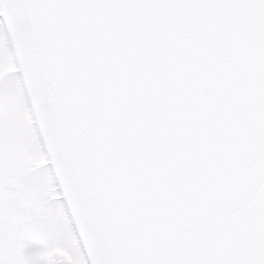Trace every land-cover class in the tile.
<instances>
[{
    "label": "snow or ice",
    "instance_id": "obj_1",
    "mask_svg": "<svg viewBox=\"0 0 264 264\" xmlns=\"http://www.w3.org/2000/svg\"><path fill=\"white\" fill-rule=\"evenodd\" d=\"M0 264H264V0H0Z\"/></svg>",
    "mask_w": 264,
    "mask_h": 264
},
{
    "label": "rangeland",
    "instance_id": "obj_2",
    "mask_svg": "<svg viewBox=\"0 0 264 264\" xmlns=\"http://www.w3.org/2000/svg\"><path fill=\"white\" fill-rule=\"evenodd\" d=\"M36 250L42 251V249L40 248L39 245H32V246H30V248L26 249L25 251H26V254H30V253H32L33 251H36Z\"/></svg>",
    "mask_w": 264,
    "mask_h": 264
}]
</instances>
